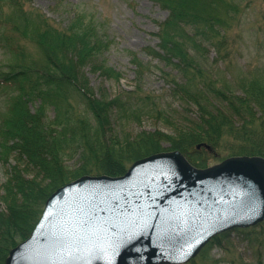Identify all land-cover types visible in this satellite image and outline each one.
I'll return each instance as SVG.
<instances>
[{"label":"trees","instance_id":"trees-1","mask_svg":"<svg viewBox=\"0 0 264 264\" xmlns=\"http://www.w3.org/2000/svg\"><path fill=\"white\" fill-rule=\"evenodd\" d=\"M155 1L169 15L160 25L159 49L149 52L176 72L165 73L168 95L125 91L111 97L98 94L88 74L122 77L103 58L111 41L99 19L81 11L59 28L32 0H0V47L12 59L7 70H0L1 94L10 98L4 113L9 114L0 120V163H10L0 203V264L29 236L51 193L79 176L120 175L136 159L172 149L206 167L204 154L211 150L203 144L264 156V74L243 75L234 84L214 77L199 55L210 45L221 47L245 0ZM23 41L35 44L36 57L27 55ZM170 96L195 108L192 117L176 121L173 133L125 130L143 114L171 120V107L163 102L171 105ZM51 106L52 119L47 117ZM74 157L76 163L69 165ZM227 236L228 231L214 236L200 255L207 256V247L221 245Z\"/></svg>","mask_w":264,"mask_h":264},{"label":"water","instance_id":"water-1","mask_svg":"<svg viewBox=\"0 0 264 264\" xmlns=\"http://www.w3.org/2000/svg\"><path fill=\"white\" fill-rule=\"evenodd\" d=\"M262 220L263 156L200 169L178 150L160 152L123 175H84L59 187L5 264H177L215 234Z\"/></svg>","mask_w":264,"mask_h":264},{"label":"rangeland","instance_id":"rangeland-1","mask_svg":"<svg viewBox=\"0 0 264 264\" xmlns=\"http://www.w3.org/2000/svg\"><path fill=\"white\" fill-rule=\"evenodd\" d=\"M244 4V12L233 28L227 31V37L221 47L210 45L207 50L202 49L199 53L200 57H203V66H206L208 71L211 70L214 77L229 79L234 84L243 75L264 74V0H245ZM32 5L46 14L52 24L59 28H63L81 11L99 19L111 41V46L103 58L108 65L119 71L122 77L118 80L110 79L99 72L88 70L91 84L98 94L104 93L114 97L125 91H132L141 95H168L169 79L165 73L169 72L170 76L176 72L172 65L149 52L150 47L159 49L160 25L169 15L168 9L160 3L155 0H32ZM23 46L28 56H37L38 49L34 43L23 41ZM134 55L142 63V68L138 66L136 58L134 60ZM11 62L12 59L0 47V70H7ZM138 69H141V74ZM2 91L0 88V120L2 115L9 114L4 113L8 109L10 98L6 93L1 94ZM167 99L171 105L165 104L166 99L163 102L167 108L171 107V120H163L153 114H143L127 122L124 125L125 130L131 134L159 129L173 133L182 116L188 117L192 114V117L195 114V108L191 107L189 110L188 105L181 100L171 96ZM54 116L55 111L51 106L47 117L52 119ZM117 122L121 123L119 119ZM164 145L167 147L168 144ZM227 147L225 145L212 148L211 151L207 150V154L203 153L207 157L205 166L221 163L235 155ZM76 160L74 157L67 163L74 166ZM8 165L10 166V163H0V203ZM3 206L1 204L0 208ZM205 252H208V255H197L195 262H192V258L180 264H264V226L230 229L221 245L207 247Z\"/></svg>","mask_w":264,"mask_h":264}]
</instances>
